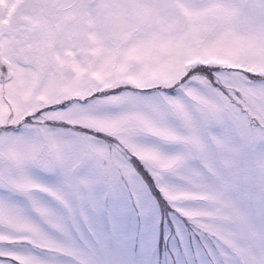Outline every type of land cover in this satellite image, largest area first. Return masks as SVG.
I'll list each match as a JSON object with an SVG mask.
<instances>
[{
  "label": "snow or ice",
  "instance_id": "1",
  "mask_svg": "<svg viewBox=\"0 0 264 264\" xmlns=\"http://www.w3.org/2000/svg\"><path fill=\"white\" fill-rule=\"evenodd\" d=\"M0 264H264V0H0Z\"/></svg>",
  "mask_w": 264,
  "mask_h": 264
}]
</instances>
